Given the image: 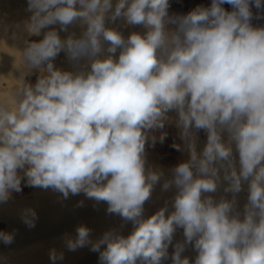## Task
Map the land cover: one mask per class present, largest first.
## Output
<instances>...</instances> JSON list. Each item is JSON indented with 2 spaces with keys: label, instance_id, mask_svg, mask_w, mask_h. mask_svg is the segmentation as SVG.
<instances>
[{
  "label": "clouds",
  "instance_id": "1",
  "mask_svg": "<svg viewBox=\"0 0 264 264\" xmlns=\"http://www.w3.org/2000/svg\"><path fill=\"white\" fill-rule=\"evenodd\" d=\"M170 6L171 0H27L25 31L48 30L17 52L19 85L10 99L0 97V204L23 187L105 202L108 214L132 223L127 236L110 229L93 239L84 224L64 236L68 251L88 247L99 264H163L177 228L184 242L175 245L171 264H264V26L252 23L253 7L255 18H264V0H211L182 15L170 14ZM117 20L145 31L125 38L107 26ZM76 23L82 34L61 38ZM61 52L73 64L86 60L89 70L55 67ZM33 70L40 73L35 84L24 79ZM170 112L183 141L172 147L188 159L165 178L146 167V145L155 146L152 133ZM201 130L207 138L197 151ZM221 170L231 199L206 195L217 191ZM162 179V190L176 189L173 211L166 203L145 217V202ZM244 183L241 218L236 194ZM37 219L31 207L20 212L29 229ZM16 234L0 231V242L10 245ZM187 244L197 252L194 261L182 255ZM49 257L52 264L64 259L54 248Z\"/></svg>",
  "mask_w": 264,
  "mask_h": 264
},
{
  "label": "bare ground",
  "instance_id": "2",
  "mask_svg": "<svg viewBox=\"0 0 264 264\" xmlns=\"http://www.w3.org/2000/svg\"><path fill=\"white\" fill-rule=\"evenodd\" d=\"M113 3L115 4V0H113ZM187 4L183 0H171L170 14L182 15L188 13L193 7ZM225 6L230 7L228 4ZM26 9L27 0H0V97L10 99L12 90L19 85L18 79L21 78L22 71L16 67V64L19 63L17 52L23 51L25 41L38 42L43 38L44 32L48 30H41L40 35H29L24 29V24L31 13ZM107 26L117 29L125 38L132 32L143 33L145 31L142 26L126 25L123 20H117L115 23L108 21ZM52 27L59 30V25ZM83 30L84 28L76 23L70 25L66 32L60 31L59 34L61 38H66L70 34L79 37ZM116 55L118 57L119 51ZM54 64L55 67L63 71L74 73L88 71L90 68L86 60H82L78 64L69 62L64 52L56 57ZM39 75L38 70H33L24 74V79L28 83L35 84ZM179 133L180 129L176 126V114L170 112L169 120L165 122L164 128L157 129L152 133L157 138L155 146L146 145V167L163 170L165 178H171V169L178 163L188 159L186 150L176 151L172 147L173 143L183 145ZM163 134H166V137L161 143L159 137ZM206 138V133L203 130L197 133V151L203 149ZM224 138L226 140L227 136L225 135ZM233 150L235 165L239 169L238 154L235 152L234 145ZM220 175L221 180L217 191L206 195H211L216 200L221 198L231 199L232 194L224 192L227 182L223 180L222 170ZM162 184L163 179L154 186L150 199L145 202V217L151 216L164 207L166 203L168 211H173L172 201L176 189L173 187L164 191L162 190ZM247 196L248 184L244 183L242 191L236 194V211L241 213V218H243L242 214ZM81 201L83 206H78ZM28 207L33 208L38 216L35 227L31 229L26 227L20 220L21 210ZM106 209L107 204L105 202L90 200L83 193L76 196L70 195L65 200L60 193L52 189L23 187L20 193H13L12 199L6 204H0V231L17 230L12 244L5 245L0 242V264H52L49 252L53 248L64 255V259L57 261L56 264H99V254L90 251L88 247L68 251L64 246V236L67 234L74 237L75 229L80 224H84L92 230L91 237L93 239L98 238L110 229H116L122 235L127 236L132 231V223L123 221L118 215L108 214ZM183 242V229L177 228L173 242L168 248L169 258L164 260L163 264H171V254L175 250V245ZM182 255L187 256L190 261H194L197 252L191 244H187Z\"/></svg>",
  "mask_w": 264,
  "mask_h": 264
},
{
  "label": "rangeland",
  "instance_id": "3",
  "mask_svg": "<svg viewBox=\"0 0 264 264\" xmlns=\"http://www.w3.org/2000/svg\"><path fill=\"white\" fill-rule=\"evenodd\" d=\"M199 1H200V2H199ZM209 1H210V0H209ZM209 1H208V0H196V1H195V0H183L184 3L187 4V2H188L187 5H190V6L193 7V8H195V7L199 6V5L209 6L210 3H211V1H210V3H209ZM225 5H226V4H225ZM225 5H224V7H225L226 9L229 8L228 10H231V6L229 7V6H225ZM252 11H253V13H254V19H253V21H252L253 25H254V26H264V18H262V19H257V18H255L256 9L253 7Z\"/></svg>",
  "mask_w": 264,
  "mask_h": 264
}]
</instances>
